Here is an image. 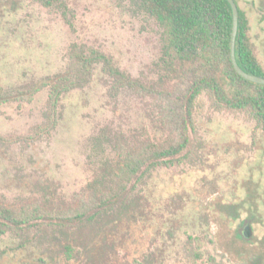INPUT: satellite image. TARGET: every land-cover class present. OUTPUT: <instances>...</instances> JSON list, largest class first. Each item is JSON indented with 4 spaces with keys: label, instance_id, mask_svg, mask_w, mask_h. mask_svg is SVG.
I'll list each match as a JSON object with an SVG mask.
<instances>
[{
    "label": "rangeland",
    "instance_id": "1",
    "mask_svg": "<svg viewBox=\"0 0 264 264\" xmlns=\"http://www.w3.org/2000/svg\"><path fill=\"white\" fill-rule=\"evenodd\" d=\"M64 2L0 0V203L10 207L77 208L109 182L122 148L172 141L157 100L116 89L101 65L61 99L47 132L43 82L68 70L76 46L148 88L174 83L164 27L136 2ZM238 2L264 68V0ZM193 118L186 157L134 179L124 207L66 230L0 234V264H264V126L206 94Z\"/></svg>",
    "mask_w": 264,
    "mask_h": 264
},
{
    "label": "trees",
    "instance_id": "2",
    "mask_svg": "<svg viewBox=\"0 0 264 264\" xmlns=\"http://www.w3.org/2000/svg\"><path fill=\"white\" fill-rule=\"evenodd\" d=\"M47 8H66L64 0H35ZM155 17L165 30L164 58L174 80L170 90L146 87L114 65L111 57L87 46L74 47L68 70L43 82L50 90L47 132L58 124L61 99L89 85L97 65L115 80L116 89H131L157 100L162 122L172 135L169 144L145 140L122 148L108 183L92 187L77 208L40 205L14 208L0 203V234L41 233L44 228L66 230L95 221L96 215L126 205L129 186L161 165L180 162L191 147L194 110L206 94L217 110L245 113L264 126V85L245 80L231 56L233 11L227 0H132ZM239 6L236 56L247 73L264 78L250 36L246 12ZM0 85V101L3 100ZM71 252L70 247L67 248ZM141 264V263H135Z\"/></svg>",
    "mask_w": 264,
    "mask_h": 264
},
{
    "label": "water",
    "instance_id": "3",
    "mask_svg": "<svg viewBox=\"0 0 264 264\" xmlns=\"http://www.w3.org/2000/svg\"><path fill=\"white\" fill-rule=\"evenodd\" d=\"M233 11V34H232V42H231V56H232V62L236 69V71L247 81H250L255 84L264 85V78L256 75L249 74L245 72L237 61L236 56V42H237V36H238V30H239V6L235 0H227Z\"/></svg>",
    "mask_w": 264,
    "mask_h": 264
}]
</instances>
